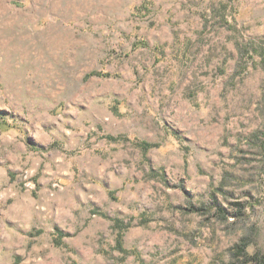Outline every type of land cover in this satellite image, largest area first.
Wrapping results in <instances>:
<instances>
[{
  "label": "rangeland",
  "instance_id": "1",
  "mask_svg": "<svg viewBox=\"0 0 264 264\" xmlns=\"http://www.w3.org/2000/svg\"><path fill=\"white\" fill-rule=\"evenodd\" d=\"M150 1L0 0V264L264 255V0Z\"/></svg>",
  "mask_w": 264,
  "mask_h": 264
},
{
  "label": "trees",
  "instance_id": "2",
  "mask_svg": "<svg viewBox=\"0 0 264 264\" xmlns=\"http://www.w3.org/2000/svg\"><path fill=\"white\" fill-rule=\"evenodd\" d=\"M152 2L150 0H145L143 4L139 7V9L150 11ZM134 48H140V47H146L149 48L151 45L148 40L141 39L136 41L133 44ZM154 50L157 54L156 61L162 60V57L165 55V47L161 44H156L154 46ZM93 75L101 76V77H116L119 76L117 73H111L106 71H93L89 74H87V77H91ZM0 127L2 129H7V127L4 125V120L0 121ZM111 140H116L117 138L114 136H108ZM151 147H153V143L149 142H143V150L146 152ZM220 209V208H219ZM130 225V224H129ZM114 228L119 229L118 236H117V244L116 248L124 253L125 255L129 253V251L126 249L124 244V236L126 230L129 228V226L124 224V221L121 219H115L114 220ZM249 244L247 241L243 240L239 243H237L235 246H233L230 250V259L227 263L224 264H264V255H261L258 251H250L248 250Z\"/></svg>",
  "mask_w": 264,
  "mask_h": 264
}]
</instances>
